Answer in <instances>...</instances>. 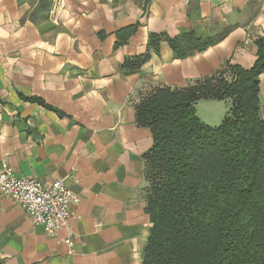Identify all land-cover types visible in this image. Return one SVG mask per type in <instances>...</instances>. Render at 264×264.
I'll list each match as a JSON object with an SVG mask.
<instances>
[{"label":"crops","instance_id":"obj_1","mask_svg":"<svg viewBox=\"0 0 264 264\" xmlns=\"http://www.w3.org/2000/svg\"><path fill=\"white\" fill-rule=\"evenodd\" d=\"M39 2L0 0V168L62 180L78 202L67 227L49 236L0 194V264H142L151 228L143 156L152 136L137 126L134 106L156 88H184L227 65L250 69L264 0H49L43 14ZM188 31L226 35L176 59L168 39ZM139 56V69H123ZM201 100L217 119L229 108ZM201 100L196 115L210 125ZM259 102L264 122V71Z\"/></svg>","mask_w":264,"mask_h":264},{"label":"trees","instance_id":"obj_2","mask_svg":"<svg viewBox=\"0 0 264 264\" xmlns=\"http://www.w3.org/2000/svg\"><path fill=\"white\" fill-rule=\"evenodd\" d=\"M49 0L37 11L47 12ZM193 31L168 39L176 59L221 41ZM153 35L148 46L156 49ZM252 67L225 66L184 88H156L134 106L138 127L151 132L143 156L142 189L151 228L142 264H264V122L259 117V76L264 36L255 42ZM145 56L126 60L135 71ZM228 101L218 127L200 122L201 100Z\"/></svg>","mask_w":264,"mask_h":264},{"label":"built area","instance_id":"obj_3","mask_svg":"<svg viewBox=\"0 0 264 264\" xmlns=\"http://www.w3.org/2000/svg\"><path fill=\"white\" fill-rule=\"evenodd\" d=\"M0 194L12 199L34 226L53 236L67 227L71 206L78 202L62 180L40 182L17 178L6 162L0 168ZM72 247L70 238L65 241Z\"/></svg>","mask_w":264,"mask_h":264},{"label":"rangeland","instance_id":"obj_4","mask_svg":"<svg viewBox=\"0 0 264 264\" xmlns=\"http://www.w3.org/2000/svg\"><path fill=\"white\" fill-rule=\"evenodd\" d=\"M200 104V105H199ZM198 105H199V108H200V110L203 112V114L204 115H206V116H208L209 118H208V121L211 123L210 125H208L207 124V126H209V127H218L220 124H221V122L223 121V118H224V116H225V114H226V112H227V110H228V107H227V109H226V111L224 112V115H223V117L222 118H220V119H217L215 116H214V112L213 111H211V107H208V106H212V103H208V102H206V101H200V103H199ZM197 105V106H198ZM214 108V107H213ZM217 113V112H216ZM197 118L200 120L201 118L200 117H198L197 116ZM205 119V118H204ZM200 122L201 123H206V122H204V120H200ZM204 125H206V124H204Z\"/></svg>","mask_w":264,"mask_h":264}]
</instances>
